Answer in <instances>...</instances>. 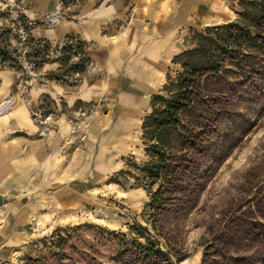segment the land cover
<instances>
[{
    "label": "rangeland",
    "instance_id": "obj_1",
    "mask_svg": "<svg viewBox=\"0 0 264 264\" xmlns=\"http://www.w3.org/2000/svg\"><path fill=\"white\" fill-rule=\"evenodd\" d=\"M86 1L65 10L60 5L57 13L34 21L24 15L19 0H0V27L11 29L10 41L19 55V68L5 65L0 70L10 67L17 73L14 88L27 103L41 137L56 141L60 152H68L76 172L80 162L93 171L88 189L55 191L57 204L40 208L47 214L26 225L27 236L6 248L0 264H260L264 258V51L247 48L243 65L230 63L207 76L201 97L182 114L172 151L182 179L175 200L158 218L159 232L148 223L145 208L155 187H147L137 167L148 160L141 124L151 111V95L168 75L175 77L180 70L173 57L190 46L192 30L234 20L238 0H229L226 13L221 6L213 10L202 6L175 28L179 51L168 61L158 84L149 93L138 94L135 109L124 107L119 92L113 90L88 101L70 102L68 95L74 92L76 97L86 81L107 76L88 57L91 42L70 30L82 25ZM111 1L94 0L96 6ZM134 1L126 0V18L113 21L118 31L132 20ZM17 22L28 24L27 37L34 27L64 29L58 38L47 39L48 60L36 69L33 56H24L32 53V43L18 37ZM66 36L84 43L89 63L82 73L65 72L56 61ZM48 82L70 93L57 98L43 93L36 105L31 104L29 89ZM14 101L13 95L2 100L0 106H8L0 115ZM97 161L102 163L94 171ZM6 203L0 205V219L6 215ZM147 239L172 262L133 244H146Z\"/></svg>",
    "mask_w": 264,
    "mask_h": 264
},
{
    "label": "crops",
    "instance_id": "obj_2",
    "mask_svg": "<svg viewBox=\"0 0 264 264\" xmlns=\"http://www.w3.org/2000/svg\"><path fill=\"white\" fill-rule=\"evenodd\" d=\"M221 1L220 5L218 0H135L132 20L124 30L118 31L113 21L127 17L126 0L97 6L94 0H87L81 10L82 25L70 30L91 42L93 47L88 57L107 76L86 81V87L79 88L76 97L74 92L68 95L70 102L75 98L88 101L113 90L119 92L121 103L127 105L124 107L135 109L138 94L149 93L158 84L168 61L179 51L174 40L175 28L201 11L202 6L208 10L221 6L226 13L229 0ZM19 2L24 15L34 21L57 13L61 5L60 0ZM63 32V27H34L31 36L52 40ZM16 77L17 73L10 67L0 70V102L11 95L15 98L10 109L0 115V205L7 201L3 210L6 215L0 219V262L7 247L27 236L26 225L43 218L45 212H40V208L57 204L59 197L55 191L66 188L82 192L90 187L88 177L93 173L91 165L84 168L81 162L76 172L70 154L60 152L56 141L41 137L27 103L14 88ZM43 93L57 98L70 92L52 82L35 85L28 91L30 103L36 105ZM101 163L97 161L94 171H98Z\"/></svg>",
    "mask_w": 264,
    "mask_h": 264
},
{
    "label": "trees",
    "instance_id": "obj_3",
    "mask_svg": "<svg viewBox=\"0 0 264 264\" xmlns=\"http://www.w3.org/2000/svg\"><path fill=\"white\" fill-rule=\"evenodd\" d=\"M84 1L86 0H60L63 7ZM101 1L98 0V3ZM237 5L239 11L234 20L205 26L201 31L192 30L190 46L172 59L180 70L175 77L168 75L162 88L151 95V111L141 124V138L148 160L137 167L140 178L146 182L147 187H155L154 191H149L150 197L145 208L148 223L157 232L158 218L169 203L175 200L174 194L178 192L182 179L177 174L181 167L174 163L172 153L175 130L182 124V114L201 97L203 80L207 76L220 73L230 63L243 65L248 58L247 48L264 51V0H238ZM27 28L26 26L25 30ZM10 32V28L0 27V66L19 68V55L10 41ZM27 42L32 43V53L24 56H33L36 69L48 60L50 43L47 39H33L30 35ZM58 47L61 57L56 61L65 66V72L82 73L85 70L89 58L84 54L82 41L74 36H66L64 43ZM58 70L64 69L59 67ZM143 229L146 230V227ZM137 234L139 237L144 236L142 233ZM147 240L146 244H133L156 256H165L166 260L172 262L157 243ZM260 264H264V258Z\"/></svg>",
    "mask_w": 264,
    "mask_h": 264
},
{
    "label": "built area",
    "instance_id": "obj_4",
    "mask_svg": "<svg viewBox=\"0 0 264 264\" xmlns=\"http://www.w3.org/2000/svg\"><path fill=\"white\" fill-rule=\"evenodd\" d=\"M28 26L27 23H22V22H17V30H18V37L22 40V41H26L27 40V33L25 32V27ZM8 106V105H7ZM5 105V107H3L0 111L2 112L3 109H5L7 107ZM36 115V114H34Z\"/></svg>",
    "mask_w": 264,
    "mask_h": 264
},
{
    "label": "bare ground",
    "instance_id": "obj_5",
    "mask_svg": "<svg viewBox=\"0 0 264 264\" xmlns=\"http://www.w3.org/2000/svg\"><path fill=\"white\" fill-rule=\"evenodd\" d=\"M6 105V104H5ZM5 105L3 104L2 106H0V110L3 108V107H5Z\"/></svg>",
    "mask_w": 264,
    "mask_h": 264
}]
</instances>
